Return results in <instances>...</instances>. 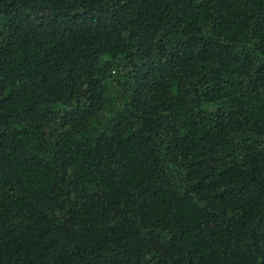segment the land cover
Listing matches in <instances>:
<instances>
[{"label":"trees","instance_id":"trees-1","mask_svg":"<svg viewBox=\"0 0 264 264\" xmlns=\"http://www.w3.org/2000/svg\"><path fill=\"white\" fill-rule=\"evenodd\" d=\"M0 264H264V0H0Z\"/></svg>","mask_w":264,"mask_h":264}]
</instances>
